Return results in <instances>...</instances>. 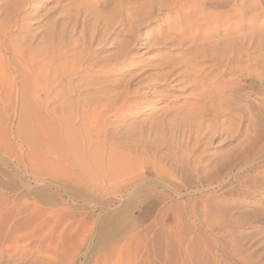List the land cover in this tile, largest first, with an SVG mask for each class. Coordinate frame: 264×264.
<instances>
[{"label": "rangeland", "instance_id": "obj_1", "mask_svg": "<svg viewBox=\"0 0 264 264\" xmlns=\"http://www.w3.org/2000/svg\"><path fill=\"white\" fill-rule=\"evenodd\" d=\"M104 2L0 0V264H264V0L238 1L252 29L187 26L168 6L122 19ZM251 33L237 58L230 43ZM198 44L207 87L183 68ZM91 82L102 92L82 93ZM129 83L135 107L118 102ZM92 98L100 134L86 132Z\"/></svg>", "mask_w": 264, "mask_h": 264}, {"label": "bare ground", "instance_id": "obj_2", "mask_svg": "<svg viewBox=\"0 0 264 264\" xmlns=\"http://www.w3.org/2000/svg\"><path fill=\"white\" fill-rule=\"evenodd\" d=\"M239 1V0H238ZM237 0H105V2H106V4H107V6H112V8L109 6V10H111V9H113V11H116V12H118L119 13V15L118 16H120V15H122L121 17H122V19H128V18H130L131 19V16L132 15H134L133 17L135 18V16L136 15H138V14H140L141 16H142V18L144 17V19H143V22H144V20H146L145 18V15H150L151 13H153L154 11L156 12V11H160V10H162L163 9V7H166V6H168L167 8L169 9V11H170V9H171V11L172 12H176V15H177V12H178V16H176L177 17V19H180L181 17H182V19H183V17L184 18H189L190 16H192L193 17V19L194 20H192V21H194L193 23H192V21L191 22H189V21H185L186 22V24H187V26H199V29H201L200 28V26H224V27H226V26H235V27H238V26H241V27H247V28H251L252 29V24H253V20L255 19H253L252 17L250 18V19H248L246 16L247 15H252L253 14V12H252V14H251V10L250 9H248V10H250L249 12L247 11V8H246V11L248 12H245V10H243V8L244 7H242V6H239V4L241 3H239ZM250 1H253V0H250ZM104 2V3H105ZM245 2V1H244ZM249 3H251V2H249ZM248 3V4H249ZM256 3V2H255ZM244 4V3H243ZM242 4V5H243ZM247 4V3H246ZM103 5V4H102ZM253 5V4H252ZM252 5H250V7L252 6ZM106 6V5H105ZM185 6V7H184ZM224 6H226V7H228L227 9H223V7ZM236 6H239L240 8H238V7H236ZM247 7H249L248 5H246ZM103 7H104V5H103ZM254 7V6H253ZM253 7H251V8H253ZM256 7V6H255ZM106 7H104V10H106L105 9ZM186 8V9H185ZM207 8H208V10H207ZM238 8V9H237ZM165 9V8H164ZM185 9V10H184ZM210 9H212V10H210ZM107 10H108V8H107ZM107 10L105 11V12H107ZM112 11V12H113ZM164 12H165V10H163ZM7 12V11H6ZM111 12V13H112ZM116 12H113L114 14H116ZM157 12V13H158ZM163 12V13H164ZM167 12V11H166ZM138 13V14H137ZM247 13V14H246ZM255 13V12H254ZM7 14V13H6ZM136 14V15H135ZM168 14V13H167ZM256 15H257V13H255ZM255 14H253L252 16H254ZM144 15V16H143ZM152 15H154V14H152ZM106 16V15H105ZM117 16V17H118ZM141 16H140V19H141ZM158 16V15H157ZM156 16V17H157ZM124 17V18H123ZM138 16H136V18H137ZM256 17V16H255ZM135 18V19H136ZM150 18H152V17H150ZM160 18V17H159ZM244 18H245V20H244ZM111 19H113V17H111V18H109V20H111ZM139 19V18H138ZM147 19H149L148 17H147ZM153 19V18H152ZM151 19V20H152ZM161 19V18H160ZM181 19V20H182ZM108 20V21H109ZM137 20V19H136ZM162 20V19H161ZM133 21V20H132ZM135 21V20H134ZM139 21H141V20H139ZM149 21V20H148ZM156 21H157V19H156ZM243 21V22H242ZM113 22V21H112ZM174 22H175V20H174ZM179 22V21H178ZM189 22V23H188ZM106 23V25L108 26V22L106 21L105 22ZM111 23V22H110ZM109 23V24H110ZM133 23V22H132ZM136 23V22H135ZM142 23V22H141ZM177 23V22H176ZM178 24V23H177ZM110 25H112V23L110 24ZM136 25L138 26L139 24H137L136 23ZM175 25V24H174ZM182 25V24H181ZM180 25V26H181ZM186 26V27H187ZM188 28V27H187ZM194 28V27H193ZM196 28V27H195ZM194 28V29H195ZM203 28L204 27H202V30H203ZM216 28V27H215ZM215 28H213V27H208V28H204L205 30V32L203 33V39H204V37H208V36H211V34L212 33H217V31L219 32V30L218 29H215ZM9 29H10V27H9ZM191 30V29H190ZM189 30V31H190ZM196 30H198L197 28H196ZM201 30V31H202ZM8 31V30H7ZM199 31V30H198ZM9 32V31H8ZM7 32V33H8ZM251 32H253V31H251ZM11 33V32H10ZM250 33V32H249ZM254 33V32H253ZM253 33H251L250 35H249V37L247 38V37H244V35H243V37L241 38V37H237L236 39H235V41H234V43L232 42V43H230V45H231V47L229 48V50L232 52V54L233 55H235V56H237V58H238V56L240 57V56H242L243 55V53L244 52H247V50H248V47H251V45H252V47H253V44H255V42H254V35H253ZM200 34V33H199ZM3 35V34H2ZM198 35V34H197ZM3 37V36H2ZM201 37V36H200ZM236 36H234V38H235ZM231 40V39H230ZM203 41V40H202ZM202 41H201V43H202ZM209 42V41H208ZM211 42V41H210ZM6 43H8V42H6ZM218 43V42H217ZM226 42H224V44H225ZM257 43V42H256ZM264 43V42H263ZM180 44V43H179ZM227 44V43H226ZM225 44V45H226ZM257 44H260V43H257ZM178 45V44H177ZM215 45V44H214ZM225 45H223V46H225ZM256 45V44H255ZM198 46L200 47L199 48V50H197L194 54H193V56H192V60H194V61H189L188 63L187 62H184L185 64H183V68L184 69H188V70H190V71H192V73H191V77H190V79H191V82H197V83H200L201 82V80L203 81V79H204V77L203 76H205V74H207V68L205 67V66H207V65H205V62L204 63H202L200 60H203L204 59V57H206V56H208L207 54H209V53H207V51H206V49H205V46L203 45V44H198ZM212 46V45H211ZM227 46V45H226ZM213 47V46H212ZM222 50H223V47H222ZM214 51V50H213ZM187 53V52H186ZM249 53V52H248ZM124 55V54H123ZM122 55V56H123ZM121 56V55H120ZM122 56H121V58H122ZM125 56H126V54H125ZM181 56V55H180ZM221 57L223 56V55H220ZM231 56V55H230ZM245 56V55H244ZM250 56V54L248 55V57ZM81 58H84V57H81ZM80 58V59H81ZM90 58V57H89ZM89 58H87L86 60H88ZM168 58H170L169 56H168ZM167 58V59H168ZM212 58V57H211ZM214 58V57H213ZM217 59V58H216ZM219 59H221V61L223 60V57L222 58H219ZM83 60V59H82ZM90 60V59H89ZM89 60H88V62H89ZM91 60H92V58H91ZM123 60V59H122ZM164 60V59H163ZM170 61H172L171 60V58L169 59ZM183 60V59H182ZM187 60V59H186ZM205 60V59H204ZM85 61V60H84ZM118 60L116 59V61L114 62V63H116ZM121 61V60H120ZM126 60H123V62H125ZM174 61H176V60H174ZM178 61H179V59H178ZM224 61V60H223ZM74 62V63H73ZM72 63L73 64H75L76 66H73L72 67V69L74 68V71L73 70H68L69 72H71V71H73L72 73H74L75 74V69H81L80 67V63L79 64H77V63H75V61H73ZM88 62H86L87 64H88ZM92 62V61H91ZM111 62V64H112V61H110ZM123 62H122V64H123ZM161 62H163V61H161ZM160 62V63H161ZM177 62V61H176ZM176 62H174L173 64L172 63H167V61H166V66H167V64H169V65H173V66H175L174 64H176L177 65V63ZM180 62V61H179ZM178 62V63H179ZM84 63V62H83ZM93 63V62H92ZM181 63V62H180ZM86 64V65H87ZM93 64H95V63H93ZM99 64H101V63H99ZM162 64V63H161ZM160 64V65H161ZM182 64V63H181ZM203 66H202V65ZM214 64V63H213ZM226 64V63H225ZM107 65H109L108 63H107ZM117 66H119L118 64H116ZM121 65V64H120ZM159 65V66H160ZM168 65V66H169ZM180 65V64H179ZM210 65V64H209ZM70 66V65H69ZM72 66V65H71ZM71 66L70 67H66L67 69L68 68H70L71 69ZM77 66H80L79 68H77ZM88 66V69L90 68V67H92V64H88L87 65ZM96 66H97V64H96ZM99 66V65H98ZM110 66H113L114 67V65H110ZM162 67H163V65H161ZM160 66V67H161ZM165 66V67H166ZM172 66V67H173ZM182 66V65H181ZM95 67V65L93 66V68ZM105 67H106V64H105ZM171 67V68H172ZM186 67V68H185ZM199 67H200V69H199ZM204 67H205V69H206V71L204 70ZM92 68V69H93ZM96 68V67H95ZM98 68V67H97ZM96 68V69H97ZM106 68H108V66L106 67ZM171 68L169 67L168 68V70H165V69H167V68H165L164 69V73H165V71H169L168 73H170L172 70H171ZM176 68V67H175ZM174 67H173V69H175ZM67 69H66V71H67ZM91 69V68H90ZM89 69V70H90ZM92 69H91V71H92ZM111 69V68H110ZM158 69H159V67H158ZM163 69V68H162ZM162 69H161V71H162ZM177 69V68H176ZM187 69H186V71H187ZM82 70H83V68H82ZM117 70V69H116ZM121 70V69H120ZM182 70V69H181ZM65 71V72H66ZM94 71V70H93ZM98 71V70H97ZM96 71V72H97ZM159 71V70H158ZM177 71V70H176ZM175 71V72H176ZM184 70H182V71H179V73L181 72V76H182V72H183ZM186 71H184V73L186 72ZM60 72H64V69H63V71H60ZM59 72V73H60ZM64 72V73H65ZM82 73L84 72V70L83 71H81ZM80 72V73H81ZM85 72H88V70H86ZM90 72V71H89ZM88 72V73H89ZM106 72V71H105ZM110 72V71H109ZM209 72V71H208ZM61 73V74H62ZM64 73H63V75H64ZM77 73H79V72H77ZM81 73V74H82ZM92 73V72H91ZM89 74L90 76L92 75V74ZM94 73H95V71H94ZM127 73V72H126ZM178 73V72H177ZM177 73H174L175 74V76H177L178 74ZM71 74V73H70ZM80 74V75H81ZM86 74V73H85ZM129 74H130V72H129ZM128 74V75H129ZM132 74V73H131ZM167 74V73H166ZM166 74H165V76H166ZM177 74V75H176ZM187 75H188V72L186 73ZM202 74H204L203 76H202ZM65 75H67V77L65 78V79H67V81L69 82V79H70V77L71 76H76V75H69V73H65ZM69 75V76H68ZM84 75V73L82 74V76ZM107 75V74H106ZM125 75V74H124ZM134 76H135V74H133ZM137 75V74H136ZM141 75V74H140ZM143 75V74H142ZM161 75V77L163 76L164 77V75L161 73L160 74V72H159V75H158V77ZM168 75V74H167ZM180 75V74H179ZM185 76V77H183V78H188V76ZM209 73H208V78H209ZM217 75V74H216ZM54 76V75H53ZM60 76V75H59ZM62 76V75H61ZM60 76V77H61ZM81 76V77H82ZM97 76V75H96ZM110 76H111V74H110ZM127 76V75H126ZM125 76V77H126ZM175 76H173V77H175ZM215 76V75H214ZM94 77V76H93ZM109 77V76H108ZM120 77V76H119ZM122 77V76H121ZM131 77H133V76H131ZM137 77H138V75H137ZM136 77V78H137ZM140 77H142V76H140ZM157 77V78H158ZM162 77V78H163ZM168 77H169V75H168ZM171 77V76H170ZM169 77V78H170ZM178 77V76H177ZM180 77V76H179ZM211 77H212V75H211ZM216 77H218V76H216ZM216 77H214V80H216ZM56 78H58V77H56ZM79 78H80V76H79ZM84 78V77H83ZM107 78V77H106ZM117 78V77H116ZM123 78V77H122ZM157 78H155V82H156V79ZM165 78V77H164ZM163 78V79H164ZM166 78H167V76H166ZM182 78V83L183 82H185L186 80H184ZM186 78V79H187ZM205 78H207V77H205ZM72 79V78H71ZM70 79V80H71ZM91 79H93V78H91ZM95 79H97V77L95 78ZM125 79V78H124ZM121 80L120 79V82L121 81H123V82H125V80ZM127 79H129L128 78V76H127ZM159 79V78H158ZM162 79V80H163ZM168 79V78H167ZM166 79V80H167ZM175 79V78H174ZM178 79V78H177ZM190 79H189V81H190ZM201 79V80H200ZM119 80V79H118ZM130 80V79H129ZM128 80V81H129ZM137 80V79H136ZM135 80V81H136ZM154 79H150L149 81V83L148 84H150V83H152L151 81H153ZM161 80V79H160ZM165 80V81H166ZM208 80V79H207ZM210 80V79H209ZM209 80L207 81V83L209 82ZM97 81V80H96ZM95 80L93 81L92 80V82H96ZM99 81H100V79H99ZM134 81V82H135ZM142 81H143V79L141 80V83H142ZM145 81H147V80H145ZM165 81H163V82H165ZM168 81V80H167ZM166 81V82H167ZM179 81V80H178ZM177 81V82H178ZM180 81V82H181ZM206 81V80H205ZM204 81V82H205ZM211 81V80H210ZM84 82V81H83ZM89 83L88 85H90V87H87L86 88V86L87 85H84L83 83H81V84H83V85H81V84H78V86L79 85H81V86H79L80 88L82 87L83 89L84 88H86V89H84V91H83V89H82V93H85V92H88L89 94H96L100 89H98V88H96V87H94V85H95V83ZM103 82V81H102ZM105 82V81H104ZM111 82V81H110ZM133 82V81H132ZM133 82V85L135 84ZM139 82H140V80H139ZM157 82H158V80H157ZM195 82V84H197ZM204 82H201V83H203L204 84ZM213 82V81H212ZM67 83V82H66ZM71 83V82H70ZM115 84H116V82H114ZM113 83V84H114ZM137 83H138V81H137ZM162 83V82H161ZM179 83V82H178ZM186 83V82H185ZM190 83V82H189ZM211 83V82H210ZM209 83V84H210ZM96 84H98V85H100L99 84V82H97ZM103 84H109V81H107V83L105 82V83H103ZM112 84V85H113ZM131 83H129V84H125L123 87H121V88H123L124 90H126V92L124 93V94H120V96L121 97H119L120 98V100L118 101L117 99V95L119 94L118 92L117 93H114L117 97V99L115 98V95L114 94H112V91H111V94L112 95H114L113 97L115 98H111L110 97V93L108 94V92H109V90H107L108 92H107V96H105L106 98H109L110 97V99H113V101L114 100H117L119 103L121 102H123V103H125V102H132L133 104V106L135 105L134 104V102L132 101V99H134V98H136V95H135V97L133 96V94H135L133 91L134 90H136L139 86H140V88H141V85H139L136 89H134V90H131L130 91V89L129 88H131V87H129V85H130ZM146 84V83H145ZM158 84V83H157ZM192 84V83H191ZM190 84V85H191ZM215 84H217V83H215ZM68 85V84H67ZM132 85V86H133ZM136 85V84H135ZM158 85H160V84H158ZM186 86L188 85V83L187 84H185ZM184 85V86H185ZM192 85H194V84H192ZM204 85H206V84H204ZM78 86H76L77 87V89L79 90V88H78ZM103 85H100V87H102ZM183 86V85H182ZM185 86V87H186ZM189 86V85H188ZM197 86V85H196ZM200 86V85H199ZM202 86V85H201ZM200 86V87H201ZM136 87V86H135ZM191 87V86H190ZM203 87V86H202ZM205 87H207V85L205 86ZM210 87V86H209ZM126 88V89H125ZM134 88V87H133ZM132 88V89H133ZM198 88V87H197ZM76 89V90H77ZM115 89V88H114ZM105 90V89H104ZM104 90H103V92H104ZM112 90V89H111ZM188 91H189V87H188V89H187ZM101 91V90H100ZM140 91H141V89H140ZM192 90H190V92H191ZM200 91V89L198 90L197 89V92H194V93H196V95H197V93ZM207 91H209V90H207ZM218 91V90H217ZM219 91H221V90H219ZM65 92V91H64ZM76 92H78L79 93V91H76ZM102 92V91H101ZM121 92H123V91H121ZM136 92V91H135ZM201 92H202V90H201ZM204 92V91H203ZM202 92V93H203ZM212 92V91H211ZM211 92H209V93H211ZM66 93V92H65ZM68 93V92H67ZM77 93V94H78ZM99 93V92H98ZM105 93V92H104ZM191 93H193V91L191 92ZM193 93V94H194ZM200 93V92H199ZM202 93H201V96H202ZM206 93V92H205ZM222 93V92H221ZM64 94V93H63ZM81 94V93H80ZM86 94V93H85ZM84 94V95H85ZM103 94V93H102ZM132 94V95H131ZM218 93H216V95H217ZM69 95V94H68ZM83 95V96H84ZM106 95V94H105ZM138 95H139V93H138ZM191 95V97H193L192 96V94H190ZM212 95V94H211ZM65 96V95H64ZM67 96V95H66ZM80 97H81V95H79ZM141 96V95H140ZM200 96V95H199ZM217 96H220V95H217ZM85 97V96H84ZM95 98V97H94ZM103 98V96L101 97V99ZM195 99H197L196 97H194ZM199 98H201V97H199ZM100 98L98 99V101H100L101 100ZM137 99V98H136ZM202 99V98H201ZM201 99H200V101H201ZM204 99H206V98H204ZM103 100L105 101V99L103 98ZM88 101H89V99H88ZM92 101V102H91ZM107 101H109L108 99H107ZM112 100L110 101V102H108V104H110V103H114ZM135 101V100H134ZM212 101V100H211ZM116 102V101H115ZM197 102V101H196ZM195 102V103H196ZM86 104H87V102H85ZM100 103V102H99ZM102 103V102H101ZM100 103V104H101ZM106 103V105H108L107 104V102H105ZM104 103V104H105ZM136 103V102H135ZM139 103V102H138ZM115 104V103H114ZM116 104H118V103H116ZM137 104V103H136ZM87 105H89V103L87 104ZM103 105V104H102ZM118 105H120V104H118ZM125 106H127L128 105V103H126V104H124ZM123 105V106H124ZM130 105V104H129ZM104 106V108L106 107L105 105H103ZM103 106H101L100 105V107L103 109ZM109 106V105H108ZM113 106V105H112ZM220 106V105H219ZM89 107V110L91 109V111H90V113H91V116L90 115H88V116H90V119H89V128H88V131H86L87 133H89V132H91V131H93V132H97L98 133V131L100 130V132L102 133L103 131L102 130H104L105 129V127L103 126V125H101V127H100V122H98L97 120H99V116H101L102 115V109L101 108H99V105L97 106V103H96V101H94L93 100V98H92V100H90V106H88ZM114 108H115V106H113ZM131 107V106H130ZM135 107V106H134ZM108 108V110H109V107H107ZM107 108L105 109L106 111H108L107 110ZM214 107H212V109H213ZM218 108H220V107H218ZM100 109V110H99ZM112 109V108H111ZM190 109H192V108H190ZM212 109H210V110H212ZM88 110V111H89ZM190 111V110H189ZM193 111V110H192ZM210 112H212V111H210ZM221 112V111H220ZM89 113V112H88ZM89 113V114H90ZM107 113V112H106ZM192 113V112H191ZM215 113H217V114H219V112H216L215 111ZM81 116V115H80ZM79 116V117H80ZM213 116H215L216 117V115H213ZM97 117V118H96ZM30 118V117H29ZM92 118V119H91ZM93 118H95V119H93ZM83 120V119H82ZM103 120V119H102ZM101 120V121H102ZM208 120V119H207ZM24 121H25V119H24ZM85 121V120H84ZM48 122V121H47ZM86 122V121H85ZM85 122H84V125H83V127L85 126ZM22 123H23V121H22ZM101 123H103V122H101ZM50 124V123H49ZM69 124V123H68ZM51 125V124H50ZM70 125V124H69ZM69 125H67L68 127H69ZM31 126V125H30ZM66 126V127H67ZM79 126V125H78ZM81 127H82V125H80ZM79 126V127H80ZM102 126H103V129H99V128H102ZM80 127V128H81ZM26 128H28V127H26ZM45 128V127H44ZM78 128V127H77ZM79 128V129H80ZM109 128V127H108ZM37 129V128H36ZM49 129V128H48ZM51 129V128H50ZM76 129V128H75ZM74 129V131H76ZM28 130V129H27ZM47 130V129H46ZM52 130V129H51ZM51 130H49V131H51ZM81 130H82V128H81ZM81 130H79V131H81ZM29 131H30V129H29ZM36 131V130H35ZM58 131V130H57ZM72 132L73 133V136L75 135V136H77L76 134L78 133V131L76 132V134H74L75 132ZM42 132H44V131H42ZM67 132V131H66ZM84 132H85V130L83 131V134H84ZM100 132L98 133V134H100ZM30 133H31V131H30ZM34 133V132H33ZM41 133V132H40ZM64 132H62V134H63ZM42 134V133H41ZM47 135H48V133H46ZM46 134H44L45 136V138L47 137V135ZM57 134H58V132H57ZM66 134V133H65ZM64 134V135H65ZM71 134V133H70ZM69 134V135H70ZM106 134V133H105ZM24 135H26V134H24ZM30 136L29 137H31V134H29ZM49 135H50V133H49ZM94 134H92V136H93ZM33 136V135H32ZM51 136V135H50ZM54 136V135H53ZM67 136V135H66ZM78 136H79V134H78ZM78 136H77V138H78ZM87 137L88 138V135L87 134H85L84 135V137ZM90 136V135H89ZM95 136H97V135H95ZM98 136H102V134L101 135H98ZM81 138H82V136H80ZM85 137V138H86ZM108 137H110V136H108ZM107 137V138H108ZM34 138V137H33ZM33 138H31V140L33 139ZM56 138V137H55ZM54 138V139H55ZM65 138V137H64ZM76 138V137H75ZM77 138H76V140H77ZM99 138V137H98ZM101 138H103V136L101 137ZM35 140H36V138H34ZM66 139H68V137L66 138ZM83 139V138H82ZM94 140V138H92L91 137V140ZM46 140V139H45ZM61 140V139H60ZM71 140L72 139H70V141L69 140H66L67 141V143L68 144H70V142H71ZM90 140V139H89ZM116 140V139H115ZM34 141V140H33ZM32 141V142H33ZM52 141V140H51ZM74 141V143H72ZM82 141V140H81ZM110 141V140H109ZM112 141V140H111ZM55 142V141H54ZM58 142H59V139H58ZM57 142V143H58ZM72 144L74 145L75 144V140H72ZM78 142H79V140H78ZM92 142V141H91ZM96 142V141H95ZM94 142V144H95V148H96V143ZM99 143H100V141H98ZM29 143V142H28ZM64 144L66 143L65 142V140H64V142H63ZM111 143V142H110ZM33 144H34V142H33ZM35 144H36V141H35ZM50 144V143H49ZM59 144V143H58ZM87 144H91L90 143V141H89V143H88V140H87ZM66 145V144H65ZM78 145H80V144H78ZM100 145V144H99ZM131 145V144H130ZM37 146V145H36ZM50 146V145H49ZM51 146H52V144H51ZM60 147H62L61 145H59ZM67 146V147H66ZM66 146H63V148L65 147V148H68V145H66ZM76 146L77 145H75V147H73L72 149L74 150V148H76ZM81 146V145H80ZM79 146V147H80ZM105 146V145H104ZM108 146V145H107ZM38 147V146H37ZM71 147H72V145H71ZM78 147V146H77ZM121 147V146H120ZM56 148V147H55ZM70 148V147H69ZM87 148V147H86ZM94 148V147H93ZM93 148L92 149H90V151L91 150H93ZM49 149V148H48ZM53 149V148H52ZM57 149H60V148H57ZM79 149V148H78ZM54 150V149H53ZM77 150V149H76ZM96 150V149H95ZM77 152H79V151H77ZM111 152H112V150H111ZM64 153V152H63ZM83 153V152H82ZM91 153V152H90ZM109 153H110V151H109ZM115 153V152H114ZM126 153V152H125ZM129 153V152H128ZM135 153V152H134ZM166 153H167V151H166ZM67 154H69V153H67ZM66 154V155H67ZM70 154H72L73 155V153L72 152H70ZM86 154H88V156L90 155L89 153H86ZM113 154V153H112ZM160 154V153H159ZM163 154H164V151H163ZM169 154V153H168ZM64 156H65V153L63 154ZM92 156L94 155L93 153L91 154ZM111 155V154H110ZM71 156V155H70ZM74 156V155H73ZM112 156V155H111ZM110 156V157H111ZM115 156V155H114ZM113 156V157H114ZM122 156V155H121ZM78 157V156H77ZM85 157V156H84ZM108 158H110L109 156H107ZM126 157V156H125ZM160 157H162V156H160ZM60 158V157H59ZM90 158H91V156H90ZM118 158V157H117ZM116 157H115V159H117ZM136 158V157H135ZM134 158V159H135ZM142 158V157H141ZM66 159V158H65ZM79 159V158H78ZM111 160L110 161H114V159H112V157L110 158ZM119 159H120V157H119ZM132 159V158H131ZM139 159V162L142 160V159H140V158H138ZM137 159V160H138ZM145 158H143V160H144ZM60 160H62L61 158H60ZM71 160H73V159H71ZM118 160V159H117ZM117 160H115V161H117ZM64 161H67V160H64ZM74 161V160H73ZM73 161H71V162H73ZM76 161V160H75ZM74 161V162H75ZM121 162H123L122 160H120ZM77 162V161H76ZM80 162V161H79ZM79 162L77 163V164H79ZM136 162V161H135ZM138 162V163H139ZM143 163L145 162V160L144 161H142ZM142 162H141V165H142ZM66 163V162H65ZM69 163V162H68ZM72 164V163H71ZM116 164V163H115ZM123 164V163H122ZM110 165H112V164H110ZM109 165V166H110ZM113 166V165H112ZM118 166V165H117ZM120 166H121V164H120ZM143 166H144V164L142 165V166H139L138 165V167H142L143 168ZM66 167V166H65ZM65 167H63V169H65ZM71 167V166H70ZM80 167V166H79ZM78 167V168H79ZM111 167V166H110ZM115 167V166H114ZM239 167V166H238ZM66 168H68V167H66ZM81 168V167H80ZM62 169V170H63ZM73 169V168H72ZM115 169H116V167H115ZM118 169L120 170V168L118 167ZM117 169V170H118ZM236 169L238 170V168L236 167ZM242 169V168H241ZM240 169V170H241ZM114 171V170H113ZM62 172H64V173H66V174H68L67 172H71V171H67L66 172V170L65 171H62ZM117 172V171H116ZM142 173V172H141ZM72 174V173H71ZM75 174H76V171H75ZM143 174V173H142ZM141 174V175H142ZM63 175H65V174H63ZM74 175V174H73ZM68 176V175H67ZM70 176V175H69ZM142 177V176H141ZM140 178V177H139ZM135 180V179H134ZM134 180L132 181L131 179L129 180V182L130 181H132V183L134 182ZM125 181H127V179L125 180ZM124 183H126V182H124ZM135 184V183H134ZM13 225V224H12ZM13 228V227H12ZM14 243L13 242H11V245H10V247L13 245ZM15 246V245H14ZM13 246V247H14ZM35 247L37 246V245H34ZM39 246V245H38ZM13 247H11V248H13ZM34 247V248H35ZM36 249V248H35ZM5 250H3V254H5L6 252H4ZM6 251H8V248H6ZM0 253H2V247L0 248ZM8 254V253H7ZM1 256H2V254H1ZM8 258V257H7ZM10 258V257H9Z\"/></svg>", "mask_w": 264, "mask_h": 264}]
</instances>
